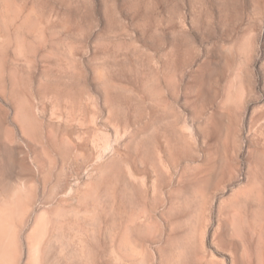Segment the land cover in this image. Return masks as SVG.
I'll return each instance as SVG.
<instances>
[{"label": "rangeland", "instance_id": "rangeland-1", "mask_svg": "<svg viewBox=\"0 0 264 264\" xmlns=\"http://www.w3.org/2000/svg\"><path fill=\"white\" fill-rule=\"evenodd\" d=\"M0 264H264V0H0Z\"/></svg>", "mask_w": 264, "mask_h": 264}]
</instances>
